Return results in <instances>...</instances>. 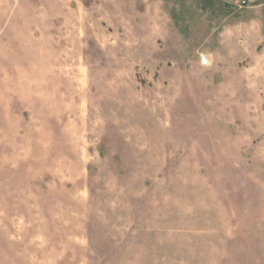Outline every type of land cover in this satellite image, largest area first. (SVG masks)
Segmentation results:
<instances>
[{
  "label": "rangeland",
  "instance_id": "1",
  "mask_svg": "<svg viewBox=\"0 0 264 264\" xmlns=\"http://www.w3.org/2000/svg\"><path fill=\"white\" fill-rule=\"evenodd\" d=\"M0 264H264V0H0Z\"/></svg>",
  "mask_w": 264,
  "mask_h": 264
}]
</instances>
